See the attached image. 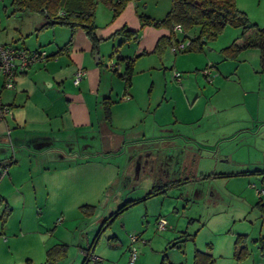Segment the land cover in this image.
Returning <instances> with one entry per match:
<instances>
[{
	"label": "rangeland",
	"instance_id": "374dc122",
	"mask_svg": "<svg viewBox=\"0 0 264 264\" xmlns=\"http://www.w3.org/2000/svg\"><path fill=\"white\" fill-rule=\"evenodd\" d=\"M236 4L250 23L264 25V0ZM4 5L9 15L10 0ZM23 15V21L17 19L20 24L27 20ZM176 31L177 39H183V31ZM198 32V26L192 27L186 39ZM241 33V27L227 25L215 38H204L202 47L168 53L164 63L152 67L155 56L141 58L126 92L124 81L107 67L114 79L111 133L93 130L70 148H56L61 142L49 141L48 148L42 143L16 145L0 155V172L8 171L0 176V196L11 209L4 226L0 222V264H190L195 250L209 252L214 264H264L259 246L264 212L257 204L264 201L262 174H238L244 171L236 170L251 167L233 160L252 148L235 137H222L225 126L240 121L251 126L247 112L241 120H231L232 115L251 109L257 100L259 107L264 103L258 48L242 49L236 58H225L221 51ZM211 64L210 75H204L202 69ZM236 68L242 73L240 83L226 82L225 74ZM249 87L254 91L247 92L242 107L241 92ZM129 88L132 97L123 99ZM158 133L165 138L153 140ZM213 135L210 142L207 137ZM185 137L196 143L197 159L182 170L184 156L188 159ZM68 149L69 158H62ZM228 153L233 160L226 159ZM154 187L165 190L147 197ZM160 217L166 220L163 230L157 229ZM184 232L189 234L185 239ZM129 233L139 234V239L132 243ZM238 234L246 236L248 251L239 261L233 256ZM132 246L137 251L134 262L129 260Z\"/></svg>",
	"mask_w": 264,
	"mask_h": 264
},
{
	"label": "crops",
	"instance_id": "0c3cea01",
	"mask_svg": "<svg viewBox=\"0 0 264 264\" xmlns=\"http://www.w3.org/2000/svg\"><path fill=\"white\" fill-rule=\"evenodd\" d=\"M159 1L129 0L114 19H111V9L99 3L95 11L97 25L95 34L100 42L97 48L94 49L82 29L77 28L71 31L69 28L57 24L40 28L45 21V17L44 15H33L32 12H29V14L20 12L21 15L27 14L23 15L27 19L24 22L26 25L24 23L20 24L17 19L22 20L23 17L16 15V12H9L8 15V8L4 5V0H0V43L16 48H42L48 55L55 53L66 45L62 52L46 57L45 60L35 63L25 72L18 74L12 87L4 84V76L0 72V155L6 153L9 148L12 150L16 145L25 148L39 147L41 143L45 145L49 141L53 143L60 141L61 146L57 145L56 148H70L74 140L86 139L88 133L93 130L98 134L101 131L111 133L114 114L111 112V120L107 122L103 117L102 107L103 98L110 97L113 100L110 91L113 89L112 82H114V79L110 71L107 70V67L112 70L113 66L109 62L115 63L117 56L134 57L146 52L142 54L143 56H138L139 58L136 59L134 67L140 68L141 58L147 56L150 59V56H155V59L151 57L154 62L150 60L153 64L148 66L152 67L156 63H164L168 53L172 54L168 47L161 58L151 53L158 38L163 35H170L171 32L164 27H155L151 24L141 25L138 16V13L142 12L152 18H161L169 9L171 2L167 0V5L161 7ZM3 15L5 16L3 17ZM121 26H127L129 29L137 31L139 34L138 39L135 42H122L117 46L118 43L123 41V37L120 35L110 36ZM176 32L174 29L173 34L175 36ZM69 39H71L70 43H68ZM124 45L128 49L124 50ZM114 49H117V53L110 58L109 55L113 53ZM129 49L132 51L131 54L126 52ZM96 51L100 56L95 59ZM122 65L123 63L120 62L115 67L120 71ZM78 67L84 69V75L79 83L75 85L73 76ZM239 70L236 68L229 75L225 74V81L236 79L240 83L242 73ZM258 86L256 92L260 91ZM130 88L128 89L127 99L132 97ZM249 91L252 92L254 89L251 87H249V90L243 88L241 92L242 100L240 104L242 107L246 105L244 97ZM259 95L258 93L257 97ZM257 102L258 104L251 109L242 110L243 112L240 115L231 116V120H241L245 119V113L247 112L251 126H245L240 121V125L225 126V133L222 134L225 140L235 137L240 140V144H248L252 148L253 152H245L243 156L236 158V160L230 157V153L225 154L226 159L229 157L231 160L234 159V163L248 164L251 167L236 170V172L264 170V103L259 107V100ZM113 106L112 104L111 111ZM95 125L97 129H94ZM157 129L163 131L162 127ZM247 134L250 135V138ZM214 136L217 135L212 137ZM141 137L146 136L141 135ZM151 137L153 140L165 138L159 133L153 134ZM207 138L210 142H213L216 137L214 139ZM108 140L111 142V137ZM184 143V151L187 152L188 159L184 156L182 170L186 168L187 163H193L192 160L197 159L195 157L197 145L193 142V139L185 137ZM45 147L48 148L49 146L45 145ZM51 147L54 148L55 146ZM70 151L68 149V152L63 153L62 158H69L67 155L71 154ZM199 160H196L197 165H199ZM10 161H15L12 156ZM261 181L264 183V174H262ZM191 260L190 264H193V254Z\"/></svg>",
	"mask_w": 264,
	"mask_h": 264
},
{
	"label": "trees",
	"instance_id": "16d2710c",
	"mask_svg": "<svg viewBox=\"0 0 264 264\" xmlns=\"http://www.w3.org/2000/svg\"><path fill=\"white\" fill-rule=\"evenodd\" d=\"M128 1L129 0H10V4L13 13L32 12L43 14L45 21L41 24L40 28L57 24L65 26L71 31L77 28L82 29L91 41L93 48L96 49L100 42V39L95 34L97 28L95 22L97 5L102 3L108 6L111 9V19H114L120 14ZM138 16L141 25L151 24L155 27H164L170 30V35H163L158 38L151 51V53L156 54L159 58H161L165 49L172 41L179 40L173 34L176 25H179L180 30L183 31V39H186V32L188 30L194 26L199 27L198 36L194 39H189L190 44L185 51L195 47H202V44L205 42L204 38H215L227 25L239 26L242 29L241 35L221 49L223 56L225 58H236L242 49L256 47L259 50V71L264 74V25L259 27L254 23H250L246 13L237 7L236 0H171L169 9L161 18H152L142 12H139ZM116 35L123 37V41L118 43L117 46L122 42H135L139 36L137 31L129 29L127 26H121L116 29L110 37ZM70 42L71 39H69L68 43ZM65 48L66 45L55 53L47 55V58L62 52ZM114 51L116 52L117 49H114ZM113 53L109 55L110 58ZM145 53L146 52L140 53L134 57L117 56L115 58L112 71L124 81L126 87L125 92L127 87L131 85V76L136 58ZM120 62L123 63L122 71H119L118 68L115 67L120 64ZM112 104L113 100H111L110 97L102 99L103 117L107 122L111 120ZM254 172L264 174V170H255ZM243 173L249 172L244 171L238 174ZM226 175H231V173H225V176ZM158 189L159 188L154 187L147 197L158 191L163 192L165 190ZM257 204L261 211L264 212V201L258 200ZM126 206L127 203L121 206L117 212L119 213ZM1 207L0 222L1 226H4L10 215L11 209L4 198L0 196V208ZM188 235L189 234L184 232L181 238L185 239ZM245 239L246 236L244 234H238L236 236L233 256L237 261L245 259L248 256V251L245 248ZM259 246L261 254H264V238L259 239ZM54 248L55 247H51L47 250L46 260L49 262L53 261L51 253ZM87 251L89 252V249H87ZM160 264H164V262L162 261ZM193 264H214V259L208 253L195 250L193 254Z\"/></svg>",
	"mask_w": 264,
	"mask_h": 264
},
{
	"label": "built area",
	"instance_id": "2783aa9c",
	"mask_svg": "<svg viewBox=\"0 0 264 264\" xmlns=\"http://www.w3.org/2000/svg\"><path fill=\"white\" fill-rule=\"evenodd\" d=\"M175 30H180V26L176 25L174 27ZM190 41L188 39H179L172 41L168 45V49L172 54H176L181 51H185V49L189 46ZM47 52L42 48L36 49H25V48H16L11 45H5L0 43V72L4 76V84L8 87H12L14 85V81L18 74L25 72L31 66L39 61L45 60L47 57ZM111 66H113V62H109ZM210 67L208 65L204 69H202V73L204 75H210ZM84 75V69L82 67H78L73 76V83L77 85ZM175 76H178V73H175ZM210 80V78L208 77ZM127 99L128 96H124L123 99ZM7 173V168H3L0 172V176ZM166 227V220L163 217L158 218L157 221V229L163 230ZM131 242H135L139 239V234L129 233L128 234ZM129 260L134 262L136 260L137 251L134 246L130 248ZM90 258L93 260H97V257L90 254Z\"/></svg>",
	"mask_w": 264,
	"mask_h": 264
},
{
	"label": "water",
	"instance_id": "95a60500",
	"mask_svg": "<svg viewBox=\"0 0 264 264\" xmlns=\"http://www.w3.org/2000/svg\"><path fill=\"white\" fill-rule=\"evenodd\" d=\"M99 56H100V55H99L98 51H96V52H95V59H96V58H99ZM95 61L97 62V60H95Z\"/></svg>",
	"mask_w": 264,
	"mask_h": 264
}]
</instances>
